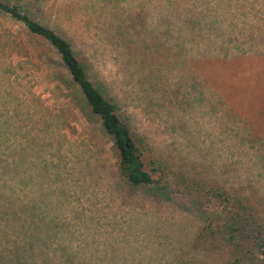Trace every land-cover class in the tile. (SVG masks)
<instances>
[{
    "label": "rangeland",
    "instance_id": "1",
    "mask_svg": "<svg viewBox=\"0 0 264 264\" xmlns=\"http://www.w3.org/2000/svg\"><path fill=\"white\" fill-rule=\"evenodd\" d=\"M25 2L37 21L74 36L106 87L99 89L165 164L171 186L125 184L81 96L11 46L8 72L0 71L10 91L0 88V147L4 135L20 153L30 139L43 141L45 163L29 152L14 179L0 178L17 191L27 186L20 179L44 186L45 206L38 212L32 199L0 186V225L8 219L10 230L31 233L34 220H18L19 206L25 216L36 210L39 229L55 224L45 244L62 256L51 264L264 259V0ZM6 29L15 27L0 16L1 48ZM13 91L29 108L40 106L45 122L22 110Z\"/></svg>",
    "mask_w": 264,
    "mask_h": 264
},
{
    "label": "trees",
    "instance_id": "2",
    "mask_svg": "<svg viewBox=\"0 0 264 264\" xmlns=\"http://www.w3.org/2000/svg\"><path fill=\"white\" fill-rule=\"evenodd\" d=\"M0 16L15 27L14 31L10 32L9 29H6L1 34V37L5 39V45L1 48V40L0 71L5 73L8 70L3 61L8 63V59H10L8 54L11 53L9 51L12 50V47H21L23 58L31 64L45 65L47 71H52V74L55 75L56 82L66 85L81 96L84 106L99 121L104 134L110 139L117 161V173L125 184L148 190H164L170 187L171 181L168 180L165 164L146 143L134 135L131 126L118 114L119 108L116 103L108 100L101 92L102 89L106 91V87L104 84L100 86L94 64L91 63L90 57L78 48L74 36L62 35L58 30L37 21L29 11L25 0H0ZM61 71L64 75H61ZM0 75L4 74L0 73ZM9 82L12 84L10 86L14 88L13 90L17 89L18 84H15L14 81L11 83L10 80ZM3 84L6 85V83ZM0 88L5 90V94L9 96L10 91L2 86L1 81ZM13 93L22 110L25 109L38 121L45 122V113L41 111L40 106L36 105L39 110L31 109L24 104L16 92L13 91ZM34 101L40 104L39 100L35 99ZM1 112L2 110H0V116H2ZM1 118L5 117H0V120ZM11 124H15V122ZM3 138L7 140V148L0 147V171L6 176L11 175V180L15 178H13V173L17 172L24 154L39 152L40 162L45 163V159L41 156L44 147L43 141L35 142L30 139L27 151L20 153L13 142L9 144V139L13 141L11 136L4 135ZM10 147L15 151L11 155L3 151ZM20 180H24V185L27 186L26 188L18 187L19 191L11 183L1 178L0 186H3L4 191L10 190L11 196L26 195L25 200L31 201L32 199L39 212V205L45 206L44 186L37 187L29 185L25 179ZM14 199L19 204L25 202L19 197ZM20 208L19 206L18 211H15L17 219L29 220L32 217L35 229L31 233H27L21 228H18V231L17 228L10 230L8 228L9 221L6 219L4 224L0 225V264H51L52 260L57 259L56 252L61 256L62 254L58 250L49 249L50 244L47 245L48 247L46 246L45 232L58 231L56 225L50 224L39 229L36 225L39 219L36 210H32L31 213L26 211L27 215L25 216L20 214L23 213ZM45 248L51 252L49 257L45 256ZM257 264H264V259Z\"/></svg>",
    "mask_w": 264,
    "mask_h": 264
}]
</instances>
